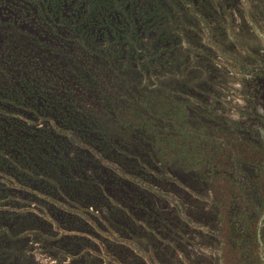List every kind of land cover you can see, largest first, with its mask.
I'll return each instance as SVG.
<instances>
[{"label":"rangeland","instance_id":"obj_1","mask_svg":"<svg viewBox=\"0 0 264 264\" xmlns=\"http://www.w3.org/2000/svg\"><path fill=\"white\" fill-rule=\"evenodd\" d=\"M39 8L35 0H0V48L10 53L14 38L35 46L40 53L32 56L70 57L74 49L66 46L64 34L52 32ZM215 13L209 21L192 12L199 38L180 40L178 55L185 58V68L156 66L139 83L148 93L141 107L152 99L164 111L161 132L132 116L122 117L121 125L117 117H98L116 139L125 135L122 129L129 131L128 143L145 144L142 153L104 155L62 128L56 117L42 115L40 104L38 111L14 108L4 98L8 103L0 104V114L5 120L21 122L35 135L47 134L64 147V157L75 155L67 148L72 146L83 159L96 160L95 168L74 173L94 172L102 193L101 199H91L81 188L58 183L49 188L0 170L5 189L0 212L6 216L0 232L21 239L20 264H264V0H236ZM107 45L102 40L98 47ZM5 55L0 49V80L14 86L23 76L15 64L20 57L4 67L10 58ZM205 58L216 74L211 87L202 92L194 86L183 101L171 99L173 81L186 78L195 84L208 78ZM117 75L113 69L114 86ZM66 88L73 97L84 96L79 86ZM188 107L222 116L230 125L228 134L184 124ZM142 124L153 133L141 132ZM132 162L136 167L128 169Z\"/></svg>","mask_w":264,"mask_h":264},{"label":"trees","instance_id":"obj_2","mask_svg":"<svg viewBox=\"0 0 264 264\" xmlns=\"http://www.w3.org/2000/svg\"><path fill=\"white\" fill-rule=\"evenodd\" d=\"M35 1L39 4L41 17L52 23L49 25L52 32L55 33L56 30L64 34L63 38L67 40L65 41L66 46L69 50L74 49L70 57L63 56V58L68 62L71 61L73 67L80 68L81 71H75L71 67L57 71L54 65H47L44 70H41L39 68L41 57L32 56L27 63L24 56L22 60L23 54L18 50L16 55H12L7 62H4V67L12 63L15 57H20L18 58L20 61L15 64L19 66L17 69L21 70L20 76H23L18 83L19 87L16 88L13 85H7V88L3 85L4 81L0 80V104H7L6 100H8L11 106L15 105L12 106L14 108L17 105L30 106L37 110L35 106L38 103L41 105V108H38L39 112L42 115L44 113L57 115L56 118L62 128L66 129L68 125L76 127L78 124L79 134L75 131L74 135L83 143L97 147L98 142H101L104 155L110 153L121 158L130 153H142L148 148L146 149L145 144H142L138 145L135 150L132 149L125 140L128 138L126 135H129L127 130L120 129L119 132L125 135L118 137L119 139L110 136L111 131L108 133L105 130L106 124L102 123L98 117L109 120L117 117L121 125L122 117L132 116L140 119L143 124L146 122L151 124L158 133L161 132L164 126L162 116L164 111H161V108L157 106V101L152 99L146 107H141L144 96L148 93L139 83L152 74L156 66L163 69L185 68V58L178 55L180 40L184 36L192 41H198L199 38L196 29L197 19L192 16V12L213 21L216 17L215 10L231 7L236 3V0ZM66 9L69 14L64 15ZM215 29L221 34L217 27ZM11 40L15 39L11 38ZM102 40L108 41L107 48L103 50L98 47ZM11 46H13L12 43ZM51 54L60 56L57 53ZM82 64L89 65V67L85 69L81 67ZM204 65L205 69H210L208 78L195 84H190L189 79L186 78L173 81L170 84L173 96L171 99L183 101L185 95L194 92V86L202 92L211 87L216 74L212 72L208 58H205ZM17 69L15 67L14 71ZM113 69L118 72V81L115 86L111 81ZM103 72L104 76L101 74ZM15 73L12 75L16 76ZM68 76L72 77L69 83L66 82ZM71 83L85 90L83 97L74 98L70 94L72 92L66 87ZM89 91H92L91 99L99 101L100 107L103 108L101 114H98L97 110L87 103L90 100ZM56 92L65 93L70 100L66 102L51 98L50 95L54 96ZM64 108L68 113L64 111ZM184 115H186L184 124L192 123L195 127H203L206 132L212 134H228L230 125L222 116L206 115L190 107ZM89 126H94V129L88 128ZM151 126H146V128L153 133ZM146 128L144 126L141 132L147 133ZM231 130L242 132L248 138L247 132L237 128ZM87 133L96 134L99 141L91 140ZM137 133L140 132L134 131L133 136L140 138L136 136ZM110 140H118L120 146L111 143ZM67 148H70L75 155L64 157V147L58 146L56 140L47 134L35 135L21 122L5 120L0 114L1 171L11 173L20 181L31 180L49 188H52L54 183L71 188H81L86 193L88 192L86 195L89 198L101 199L102 193L97 190L99 178L94 172L87 176L83 172L75 175V171L82 169L76 164L78 159L82 158L80 157L81 151L77 147ZM132 167H136V162L130 163L128 169H134ZM195 183L200 186V189L204 188V183L200 178H197ZM4 191L5 189L0 185L1 196L4 195ZM5 219L6 216L0 212V227ZM25 223L21 226L25 227L27 225ZM20 242L19 237L8 236L0 232V264H20L23 257Z\"/></svg>","mask_w":264,"mask_h":264},{"label":"bare ground","instance_id":"obj_3","mask_svg":"<svg viewBox=\"0 0 264 264\" xmlns=\"http://www.w3.org/2000/svg\"><path fill=\"white\" fill-rule=\"evenodd\" d=\"M13 41V40H12ZM11 42V41H10ZM18 45H20V43L18 44ZM24 47V49L26 50V51H28V53L29 54H31V55H34V54H36V53H40L39 51H37L36 52V50L34 49V47L35 46H32V44L30 43V42H26V44H21V47ZM22 47V48H23ZM4 48V47H3ZM3 48H2V50H3ZM12 48V47H11ZM15 48V47H14ZM124 48V47H123ZM20 50V49H19ZM10 52H11V49H10ZM15 52V51H14ZM32 52V53H31ZM8 53V52H7ZM9 54V53H8ZM24 54V53H23ZM11 55V54H10ZM14 55V54H13ZM37 55V54H36ZM21 56V55H20ZM9 57V56H8ZM28 57V56H27ZM23 58V57H22ZM47 60H50L51 62H52V65H54L55 67H56V70L58 71V70H62L63 71V68H70L71 67V69H74L75 71H78V72H80L81 71V69L80 68H76L75 66L73 67V65L70 63L71 61H66V59H64L63 57H60V56H58V55H52V54H47V55H43L42 56V59H41V64H40V66H39V68L41 69V70H44V67L46 66L45 64H44V62L45 61H47ZM73 67V68H72ZM81 67H83V68H85V65L84 64H82V66ZM61 72V71H60ZM103 76L105 75V73L103 72V73H101ZM117 74H118V72H117ZM100 75V74H99ZM40 79V78H39ZM72 81V77H70V76H68V79L66 80V82H71ZM15 85L16 86H18L19 87V85L17 84V83H15ZM14 85V86H15ZM48 89V88H47ZM79 89V88H78ZM84 89H83V91H82V93L84 94ZM107 93V92H106ZM56 96H58V97H56ZM89 98H90V100L87 102V103H89L90 105H92L94 108H96V109H98V110H100V106H98V105H96V101H93L92 99H91V97H92V91H89ZM50 97L51 98H58V99H60V100H65L66 102H68L69 100H70V97L69 96H67L65 93H63V92H61V93H54V96H52V95H50ZM74 98H79V97H77V94H76V96L74 97ZM72 105H74V104H72ZM91 107V106H90ZM64 111H66V108H64ZM67 112V111H66ZM68 113V112H67ZM52 117H56L57 115H51ZM69 117V116H68ZM69 121V120H68ZM69 124H70V122H69ZM77 126H78V124L76 125V127H72L71 125H68V127H66V130H69V131H71V132H75L76 131V133H78L79 134V132L77 131ZM86 127V126H85ZM84 127V128H85ZM47 128V127H46ZM88 128H90V129H94V126H89ZM89 130V129H88ZM88 134V133H87ZM90 137V139L92 140V139H94V140H98L97 139V137L95 136L96 134H88ZM108 135V134H107ZM110 136H112L111 134H110ZM99 141V140H98ZM111 141V140H110ZM99 144L97 145V147H95V146H93V145H91L92 147H94V148H96V149H98L100 152L101 151H103V147H102V143L101 142H98ZM111 143H113V144H118V140L116 141H111ZM130 146H131V148L132 149H134L135 150V148H137V146H138V144H135V143H128ZM118 146H120L119 144H118ZM86 158V157H85ZM87 160H85V159H83V158H79L78 159V162H76V164L79 166H81V168L82 169H84V168H86V169H88V168H95L96 167V163H97V161L96 160H94V159H92V158H90L89 156L86 158ZM79 163V164H78ZM89 171V170H88ZM73 189V188H72ZM123 196H126V193H123Z\"/></svg>","mask_w":264,"mask_h":264},{"label":"flooded vegetation","instance_id":"obj_4","mask_svg":"<svg viewBox=\"0 0 264 264\" xmlns=\"http://www.w3.org/2000/svg\"><path fill=\"white\" fill-rule=\"evenodd\" d=\"M16 40H17V39H16ZM9 41H11V43L13 44V46H10V47L8 46L9 49H11V52H10L9 54L7 53V52H8L7 48H6L5 46H4V48L2 47V48H3L2 51H5V52H6L5 57H6V56L11 57L13 54L16 55V51H18V50L20 49V50H19L20 53H22V54L24 53V54H23V55H22V54H19V55H22V57L24 56V57L26 58V62L28 63V62H29V58L32 57V55L29 54L28 51H26V50L24 49L23 46H22V47H23V48H22L21 45H18V44H17V41H15V40H13V41H12V40H9ZM11 47H12V48H11ZM14 47H15V48H14ZM2 48H0V49H2ZM14 51H15V52H14ZM10 54H11V55H10ZM27 56H28V57H27ZM24 57H23V58H24ZM8 59H9V58H8Z\"/></svg>","mask_w":264,"mask_h":264}]
</instances>
